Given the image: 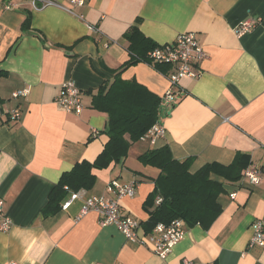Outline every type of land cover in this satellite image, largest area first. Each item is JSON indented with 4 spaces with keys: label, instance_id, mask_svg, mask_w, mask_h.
<instances>
[{
    "label": "crops",
    "instance_id": "1",
    "mask_svg": "<svg viewBox=\"0 0 264 264\" xmlns=\"http://www.w3.org/2000/svg\"><path fill=\"white\" fill-rule=\"evenodd\" d=\"M7 3L14 7L6 10ZM74 10L83 20L52 7L34 11L28 0H0V70L7 73L0 78V199L12 223L0 232V264H264V246H250L253 223L264 225V0H85ZM248 18L259 19L258 26L236 37L235 27ZM133 26L157 45L193 33L207 58L192 69L195 77L181 79L170 104L162 100L167 74L144 63L123 70L122 80L161 98L157 123L164 135L153 145H132L121 163L94 171V187L77 191L80 199L66 211L44 216L61 175L94 161L107 142V117L92 108L89 93L130 60L123 37ZM67 82L81 91L80 115L55 104ZM23 89L26 97L12 98ZM16 108L21 118L10 121ZM162 147L176 161L190 160L191 173L211 163L228 166L239 153L262 172L258 186L243 178L225 184L216 220L207 230L186 226L166 259L100 225L94 212L77 220L88 198H112L109 183L136 181L120 212L145 223L143 204L159 171L138 157ZM151 232L141 226L138 236L147 240Z\"/></svg>",
    "mask_w": 264,
    "mask_h": 264
},
{
    "label": "trees",
    "instance_id": "2",
    "mask_svg": "<svg viewBox=\"0 0 264 264\" xmlns=\"http://www.w3.org/2000/svg\"><path fill=\"white\" fill-rule=\"evenodd\" d=\"M29 24L28 17L23 27L28 28ZM123 38L128 44L130 60L113 72L112 81L103 82L94 94L89 93L92 94V108L107 117L104 132L107 142L94 161L76 163L61 175L42 209L44 216L60 211L61 202L67 197L65 188L73 192L92 189L96 182L94 171L121 163L130 147L140 142V138L158 121L161 98L134 80H122L120 73L138 63L151 65L161 74H168L171 67L149 60L148 54L157 44L142 35L137 26L131 27ZM6 75L0 70V78ZM138 160L159 171L153 180L154 189L143 204L149 216L145 223H141L146 232H151L159 223L167 225L177 219L189 227L199 225L207 230L221 213L218 197L225 193L224 185L240 181L242 172L250 164L249 157L239 153L228 166L211 163L191 173L190 160H174L167 147L147 150ZM212 176L220 180H214Z\"/></svg>",
    "mask_w": 264,
    "mask_h": 264
},
{
    "label": "built area",
    "instance_id": "3",
    "mask_svg": "<svg viewBox=\"0 0 264 264\" xmlns=\"http://www.w3.org/2000/svg\"><path fill=\"white\" fill-rule=\"evenodd\" d=\"M34 11H42L48 7L59 9L68 15L83 20V17L75 8H81L85 5V0H67V4H63L58 0H28ZM14 4L7 3L4 7L9 10ZM259 24V19L248 18L239 23L234 29L236 37L240 38L252 32ZM90 31L97 32L96 27L88 25ZM149 60L154 63L166 64L171 70L165 75L169 82V88L162 97L166 104H170L174 100L175 88L179 87L181 79L184 77H195L192 69L199 65L207 58L202 45L193 33H182L178 35L172 43L165 45H157L148 54ZM28 91L18 90L12 94L13 99L26 97ZM55 104L68 114L80 115L83 110L81 101V91L73 82L64 83L60 89L59 95L55 100ZM10 121H17L21 118V112L16 108L9 113ZM164 135V129L156 123L141 138L140 142H148L155 144L156 140ZM243 180L250 186H258L262 180V172L257 164L250 163L243 172ZM137 189V182L132 181L126 185H119L111 182L106 187V192L112 195V198L105 199L103 197L88 198L81 206L77 220L89 212L98 215L99 223L102 226H114L120 234L129 242L143 244L152 253L158 255L162 259H166L172 249L184 239L186 235V223L177 219L169 224L159 223L151 232L147 240L140 239L138 230L141 222L130 216H124L120 212V200L123 198H132ZM67 197L61 202V210L66 211L72 203L80 199L81 192L69 191L65 188ZM159 200L157 201V203ZM11 220L7 217L3 208V201L0 199V232L6 233L11 228ZM253 235L250 240V246H264V225L262 221H256L252 225ZM9 264H18L11 262ZM192 264V263H186Z\"/></svg>",
    "mask_w": 264,
    "mask_h": 264
}]
</instances>
